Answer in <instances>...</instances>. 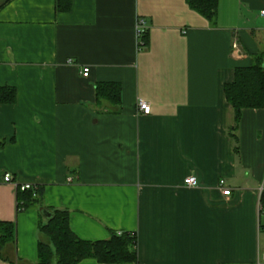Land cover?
I'll list each match as a JSON object with an SVG mask.
<instances>
[{
  "label": "crops",
  "instance_id": "1",
  "mask_svg": "<svg viewBox=\"0 0 264 264\" xmlns=\"http://www.w3.org/2000/svg\"><path fill=\"white\" fill-rule=\"evenodd\" d=\"M262 10L218 0L211 22L186 0H0V87L17 92L0 104V222L16 225L0 264H37L52 209L82 240L137 234L138 264H264V109L243 110L236 153L224 91L264 52ZM106 82L118 106L98 101ZM24 184L43 204L18 212Z\"/></svg>",
  "mask_w": 264,
  "mask_h": 264
},
{
  "label": "trees",
  "instance_id": "2",
  "mask_svg": "<svg viewBox=\"0 0 264 264\" xmlns=\"http://www.w3.org/2000/svg\"><path fill=\"white\" fill-rule=\"evenodd\" d=\"M191 9L211 22L216 20L218 0H186ZM62 3V1H61ZM60 4L61 11L71 9L68 1ZM146 35L141 41L146 40ZM226 99L232 105L236 125L230 135L236 143L238 153V128L241 114L245 109H264V52L253 56L248 67H238L234 82L224 88ZM98 101H107L118 106L121 101V87L118 83L106 82L96 86ZM17 92L13 87H0V104H14ZM2 143H0L1 145ZM17 211L40 206L43 204L44 188L33 186L31 189H17ZM261 214L264 216V191L261 199ZM51 217L39 229L45 240L38 245L37 264H79L86 259H94L101 264H138L137 234L117 233L112 231L105 240L87 241L80 239L70 226V213L67 210L52 209ZM16 241V225L0 222V247Z\"/></svg>",
  "mask_w": 264,
  "mask_h": 264
},
{
  "label": "built area",
  "instance_id": "3",
  "mask_svg": "<svg viewBox=\"0 0 264 264\" xmlns=\"http://www.w3.org/2000/svg\"><path fill=\"white\" fill-rule=\"evenodd\" d=\"M260 16H261V18L263 19V22H264V10H262L260 12ZM146 27H147L146 21L144 19H139L138 23H137L136 30H137V35H138V37H140V39L144 35V33L146 31ZM234 49L238 50V46L234 45ZM69 63L70 64L74 63V61L72 59H70ZM81 74H82V76L84 78H87L89 76V74H90V67H87V66L83 67L82 70H81ZM138 108H139V111L142 112L145 115L151 114L152 107H151L150 103H148V102H146L144 100H139ZM4 180H5L6 183H13V177L10 174H6L4 176ZM184 184L186 186H188V187H196L198 185V181H197V178L195 176H190V177H187L185 179ZM33 186L34 185H32V184H24V185L18 186V188H20L21 190L24 191V190L33 188ZM219 187L223 190V194L225 196H230L231 195V190L226 188L225 179L220 180Z\"/></svg>",
  "mask_w": 264,
  "mask_h": 264
},
{
  "label": "rangeland",
  "instance_id": "4",
  "mask_svg": "<svg viewBox=\"0 0 264 264\" xmlns=\"http://www.w3.org/2000/svg\"><path fill=\"white\" fill-rule=\"evenodd\" d=\"M262 220H263V225H264V217L262 218ZM42 238H43V240H45V237L42 236Z\"/></svg>",
  "mask_w": 264,
  "mask_h": 264
},
{
  "label": "water",
  "instance_id": "5",
  "mask_svg": "<svg viewBox=\"0 0 264 264\" xmlns=\"http://www.w3.org/2000/svg\"><path fill=\"white\" fill-rule=\"evenodd\" d=\"M47 215L50 217V214L49 213H47Z\"/></svg>",
  "mask_w": 264,
  "mask_h": 264
}]
</instances>
